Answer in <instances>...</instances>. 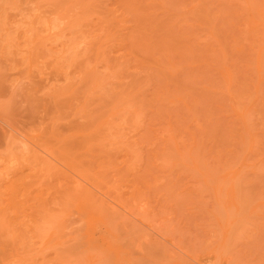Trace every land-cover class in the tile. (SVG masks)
Returning <instances> with one entry per match:
<instances>
[{
  "label": "rangeland",
  "instance_id": "1",
  "mask_svg": "<svg viewBox=\"0 0 264 264\" xmlns=\"http://www.w3.org/2000/svg\"><path fill=\"white\" fill-rule=\"evenodd\" d=\"M0 264H264V0H0Z\"/></svg>",
  "mask_w": 264,
  "mask_h": 264
},
{
  "label": "bare ground",
  "instance_id": "2",
  "mask_svg": "<svg viewBox=\"0 0 264 264\" xmlns=\"http://www.w3.org/2000/svg\"><path fill=\"white\" fill-rule=\"evenodd\" d=\"M0 121H1L5 126H7L10 130L15 131L16 133H18V132H17V129H16V126H15L14 123L8 124V123L5 122L3 119H1V117H0Z\"/></svg>",
  "mask_w": 264,
  "mask_h": 264
}]
</instances>
